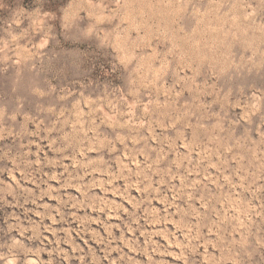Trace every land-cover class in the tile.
<instances>
[{
  "label": "rangeland",
  "instance_id": "obj_1",
  "mask_svg": "<svg viewBox=\"0 0 264 264\" xmlns=\"http://www.w3.org/2000/svg\"><path fill=\"white\" fill-rule=\"evenodd\" d=\"M0 264H264V0H0Z\"/></svg>",
  "mask_w": 264,
  "mask_h": 264
},
{
  "label": "bare ground",
  "instance_id": "obj_2",
  "mask_svg": "<svg viewBox=\"0 0 264 264\" xmlns=\"http://www.w3.org/2000/svg\"><path fill=\"white\" fill-rule=\"evenodd\" d=\"M8 258H9V257H8ZM9 259H11V258H9ZM30 259L32 260V259H34V258H33V257H31ZM28 260H29V259H28ZM7 261H8V260H7Z\"/></svg>",
  "mask_w": 264,
  "mask_h": 264
}]
</instances>
